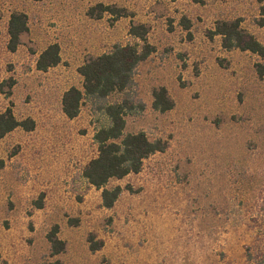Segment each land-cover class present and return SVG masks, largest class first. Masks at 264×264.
Listing matches in <instances>:
<instances>
[{
	"label": "rangeland",
	"instance_id": "1",
	"mask_svg": "<svg viewBox=\"0 0 264 264\" xmlns=\"http://www.w3.org/2000/svg\"><path fill=\"white\" fill-rule=\"evenodd\" d=\"M97 3L128 16H90ZM12 12L28 26L15 51L6 47ZM236 18L264 43V0H0V111L35 120L0 138V264H252L247 246L264 254V55L225 49L210 33ZM131 22L145 24L154 51L136 68L145 108L126 116L125 132L143 130L166 148L111 178L106 187L121 192L106 208L102 188L85 189L81 176L105 119L87 100L67 118L61 97L82 88L84 61L126 43ZM53 42L60 63L36 69ZM159 86L174 102L165 112L151 106ZM55 225L66 247L52 256Z\"/></svg>",
	"mask_w": 264,
	"mask_h": 264
},
{
	"label": "trees",
	"instance_id": "2",
	"mask_svg": "<svg viewBox=\"0 0 264 264\" xmlns=\"http://www.w3.org/2000/svg\"><path fill=\"white\" fill-rule=\"evenodd\" d=\"M96 10V12H95ZM105 12L117 20L128 16L125 8L97 3L88 9L90 16L101 17ZM187 26V25H186ZM27 16L23 12H12L7 22L8 40L6 47L15 51L19 44L21 33L27 30ZM188 28V27H186ZM212 35L222 37L225 49L239 48L254 54L264 55V43L253 35L246 33L240 26L238 18L233 20H218ZM129 39L125 44L115 43L112 48L97 56L91 57L78 66L77 71L82 77V88L70 86L61 97V110L67 118L76 117L83 101L91 102L95 111L101 112L105 119L95 130L93 138L97 144V155L91 158L81 171L86 185L85 189L94 186L102 188L101 201L106 208L113 206L121 187L116 185L107 188L111 178H122L129 173L141 170L143 162L152 154L162 152L166 142L162 138H150L145 131L125 132L126 116L140 113L144 110V102L137 97L134 75L139 63L144 61L153 51L154 46L147 40V27L143 23H130ZM61 61L60 46L57 42L48 44L36 57L35 67L40 71L56 66ZM263 73L262 66L258 70ZM118 98L112 99V96ZM173 100L164 86L152 90V108L165 112L173 107ZM30 131L35 127L32 117L18 119L10 107L0 111V138L16 128ZM4 160L0 159V168ZM42 206L37 203L38 208ZM264 210V202L259 206ZM57 225L47 234L50 243V255H57L65 250L66 243L56 235ZM100 244L90 241V249L96 250ZM246 257L252 264H264V254L251 256V250L246 247ZM48 264H63L55 259Z\"/></svg>",
	"mask_w": 264,
	"mask_h": 264
}]
</instances>
